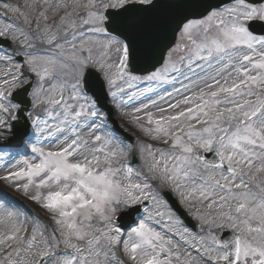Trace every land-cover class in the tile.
Returning a JSON list of instances; mask_svg holds the SVG:
<instances>
[{
	"label": "snow or ice",
	"instance_id": "snow-or-ice-1",
	"mask_svg": "<svg viewBox=\"0 0 264 264\" xmlns=\"http://www.w3.org/2000/svg\"><path fill=\"white\" fill-rule=\"evenodd\" d=\"M0 9V264H264V0Z\"/></svg>",
	"mask_w": 264,
	"mask_h": 264
},
{
	"label": "rangeland",
	"instance_id": "rangeland-1",
	"mask_svg": "<svg viewBox=\"0 0 264 264\" xmlns=\"http://www.w3.org/2000/svg\"><path fill=\"white\" fill-rule=\"evenodd\" d=\"M12 2H13V0H12ZM9 194H10V195H16L15 193H12V192H9ZM19 199H21L22 202H24V203H26V204L28 203L27 201H24L22 197H19ZM33 207H34V206H33ZM37 211H39V210L37 209Z\"/></svg>",
	"mask_w": 264,
	"mask_h": 264
},
{
	"label": "bare ground",
	"instance_id": "bare-ground-1",
	"mask_svg": "<svg viewBox=\"0 0 264 264\" xmlns=\"http://www.w3.org/2000/svg\"><path fill=\"white\" fill-rule=\"evenodd\" d=\"M14 1V0H13ZM4 10L3 9H0V12H3Z\"/></svg>",
	"mask_w": 264,
	"mask_h": 264
}]
</instances>
